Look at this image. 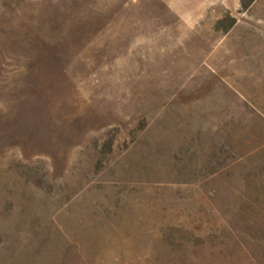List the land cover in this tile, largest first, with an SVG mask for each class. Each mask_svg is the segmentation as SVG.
Here are the masks:
<instances>
[{"label": "rangeland", "instance_id": "obj_1", "mask_svg": "<svg viewBox=\"0 0 264 264\" xmlns=\"http://www.w3.org/2000/svg\"><path fill=\"white\" fill-rule=\"evenodd\" d=\"M0 264H264V0H0Z\"/></svg>", "mask_w": 264, "mask_h": 264}, {"label": "crops", "instance_id": "obj_2", "mask_svg": "<svg viewBox=\"0 0 264 264\" xmlns=\"http://www.w3.org/2000/svg\"><path fill=\"white\" fill-rule=\"evenodd\" d=\"M234 29V28H233ZM225 36L222 38V40L218 41L217 44L213 47L211 51L208 52V54L203 59V66L211 71L212 74L218 76L219 79V87L218 91L221 90V83L222 81H225L224 75H223V67L220 64V60L226 57L228 55V59L231 60V66L232 68L235 67V61L238 59L237 55L232 52L231 50L226 48V45L224 43ZM228 87L227 89L231 91L234 95H241L239 90L233 85L231 82H226ZM217 99L219 100L220 97L217 95Z\"/></svg>", "mask_w": 264, "mask_h": 264}]
</instances>
